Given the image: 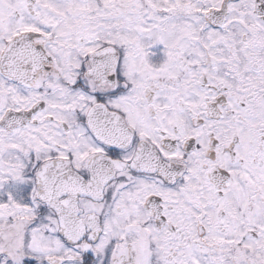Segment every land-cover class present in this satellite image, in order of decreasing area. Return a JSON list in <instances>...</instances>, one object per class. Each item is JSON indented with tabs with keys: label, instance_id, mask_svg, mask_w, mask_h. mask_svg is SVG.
<instances>
[{
	"label": "snow or ice",
	"instance_id": "1",
	"mask_svg": "<svg viewBox=\"0 0 264 264\" xmlns=\"http://www.w3.org/2000/svg\"><path fill=\"white\" fill-rule=\"evenodd\" d=\"M0 264H264V0H0Z\"/></svg>",
	"mask_w": 264,
	"mask_h": 264
}]
</instances>
